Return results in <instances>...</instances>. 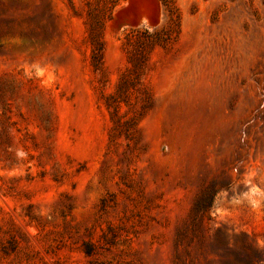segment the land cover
Masks as SVG:
<instances>
[{
	"label": "rangeland",
	"instance_id": "374dc122",
	"mask_svg": "<svg viewBox=\"0 0 264 264\" xmlns=\"http://www.w3.org/2000/svg\"><path fill=\"white\" fill-rule=\"evenodd\" d=\"M101 4L0 0V264H264V0Z\"/></svg>",
	"mask_w": 264,
	"mask_h": 264
},
{
	"label": "trees",
	"instance_id": "16d2710c",
	"mask_svg": "<svg viewBox=\"0 0 264 264\" xmlns=\"http://www.w3.org/2000/svg\"><path fill=\"white\" fill-rule=\"evenodd\" d=\"M122 0H101L102 4L100 6V11H98V15H93L91 12L88 13L89 18L94 16V24H96V26L99 25L101 26L102 21L101 19L103 18V15L105 13H110L117 5L120 4ZM89 1L86 2V5H89ZM99 12L101 13L99 15ZM95 38H91L93 39L94 42H96V44H99V42L97 41V32L94 35ZM96 39V40H94ZM101 51V46L98 49V52ZM213 192H210L209 194L206 195V198L204 200V202L202 204H199L198 206H196V213H200V218L205 217L206 212L208 211V209L211 207V202H212V194Z\"/></svg>",
	"mask_w": 264,
	"mask_h": 264
}]
</instances>
